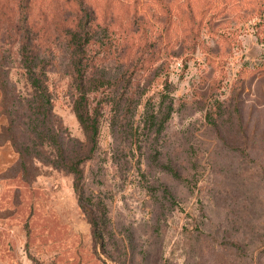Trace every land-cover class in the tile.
Instances as JSON below:
<instances>
[{
	"label": "rangeland",
	"instance_id": "1",
	"mask_svg": "<svg viewBox=\"0 0 264 264\" xmlns=\"http://www.w3.org/2000/svg\"><path fill=\"white\" fill-rule=\"evenodd\" d=\"M81 8L90 13L88 100L105 104L81 169L85 192L107 206L104 248L72 177L35 154L36 139L24 165L14 148L2 153L0 264H264V0H0L4 91H30L19 56L26 35L72 156L89 150L72 111L66 44ZM132 92L128 105L111 103ZM170 100L157 133L145 120ZM26 115L12 114L18 145ZM177 156L187 186L165 171Z\"/></svg>",
	"mask_w": 264,
	"mask_h": 264
},
{
	"label": "trees",
	"instance_id": "2",
	"mask_svg": "<svg viewBox=\"0 0 264 264\" xmlns=\"http://www.w3.org/2000/svg\"><path fill=\"white\" fill-rule=\"evenodd\" d=\"M80 12L81 17L77 23L69 28L66 44L70 51V68L72 71L71 85L76 93V97L72 104V111L77 122L86 134L89 145L88 154L77 156L68 154L66 147L55 130L51 116V95L47 87L44 64L33 63L36 59V55L28 49V44L26 43V39L28 38L23 34L20 35V37H22L19 42L20 65L24 70L25 81L30 91H27V96L21 99L15 94L4 91L6 82L0 80V90L3 95L0 109L3 114L7 115L8 119L7 125L0 127V134L6 137L4 138L5 141L0 142V145L9 143L10 147L15 149L14 151L20 163L24 165V159L30 150V148H28L29 144L34 143L36 139L41 141V144L38 146L39 150H35V154H42L44 161L72 177V188L76 195L78 205L90 225L95 245L98 249L102 250L104 248V231L108 223L107 206L102 199L96 198L85 192L81 167L82 164L90 158L97 147L99 122L105 104L98 102L92 107L89 104L88 91L85 85L87 81H92L91 74L88 76V71L92 66L88 64V59H86L85 55L86 47L89 43L88 22L90 13L86 8H81ZM93 84L94 83L91 82V85ZM98 88H100V86L94 84L90 91H96ZM134 94L135 93L132 92L126 95L116 96L117 98L113 97L111 103L117 108L120 107L121 103L128 105L129 102L134 100ZM163 100H161V102ZM17 109L27 114L24 116L26 120V137L24 142L19 145L14 142V136H12V130L19 126L18 122L12 117V114ZM172 111V102L170 100L168 101L165 112H163L159 118L154 112L148 114L145 125L151 129L154 128L157 133H161L164 130L165 124L170 119ZM42 146L43 150L50 149V153L52 154L48 153L44 155L40 150ZM27 157H29L30 161L33 159L31 155ZM34 158H36V156ZM164 167L165 171L169 173L168 175H170L174 181L180 183L185 182L187 183L185 186L188 185V180L182 177V164L178 156L174 162L170 160ZM169 195L172 197L171 194Z\"/></svg>",
	"mask_w": 264,
	"mask_h": 264
},
{
	"label": "crops",
	"instance_id": "3",
	"mask_svg": "<svg viewBox=\"0 0 264 264\" xmlns=\"http://www.w3.org/2000/svg\"><path fill=\"white\" fill-rule=\"evenodd\" d=\"M2 126V122H0V127ZM10 148L9 143H3L2 145H0V163H3V157H2V153L3 151H6ZM1 165V164H0ZM1 168V167H0Z\"/></svg>",
	"mask_w": 264,
	"mask_h": 264
}]
</instances>
